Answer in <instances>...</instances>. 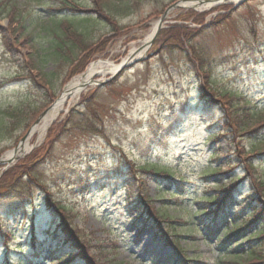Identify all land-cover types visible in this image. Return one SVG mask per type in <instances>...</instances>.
I'll return each instance as SVG.
<instances>
[{
    "label": "rangeland",
    "instance_id": "374dc122",
    "mask_svg": "<svg viewBox=\"0 0 264 264\" xmlns=\"http://www.w3.org/2000/svg\"><path fill=\"white\" fill-rule=\"evenodd\" d=\"M63 1L68 2L70 9L81 12L59 5L61 0H0V5L11 3L30 15V20L42 15L49 19L52 9L62 10L61 14L68 17H85L95 10L101 11L103 6L101 0L99 5L86 0ZM172 1L159 0L157 5L143 3L134 15L118 20L122 27L119 35L106 24H93L95 41L105 35L106 52L88 65L80 63L85 66L81 73L78 68L71 69L64 81L55 84L56 98L46 100L45 93L30 87L29 82L15 81L0 88V107L14 105L29 93L31 106L41 110L39 117L91 64L110 60L119 65L134 46L141 47L161 18L153 16L161 5L165 2L169 7L181 0ZM237 3L227 2L209 10L186 8L185 3H180L181 8L169 12L162 30L181 26L194 31L210 30L206 37L195 38L196 45L202 46L211 60L210 98L216 101L211 91H219L239 94L237 97L243 104L247 99L251 102L250 107L245 104L248 111L257 113L247 129H259V133L250 136L241 133L239 127L226 132L225 111L219 103L203 101L208 93L203 92V97L200 88L206 86L196 65L187 58L189 53H165L160 40H156L143 57L150 56L149 59L125 71L111 88L91 87L68 102L43 139L37 145L32 141L29 153L8 169L24 163L37 152L40 157L44 154L39 160L30 159L35 161L32 167H38V181L26 180L16 194L0 197V264L5 261L7 242L22 246L28 255L32 233L40 234V245L46 241L45 230L58 239L62 235L52 228L58 223L67 228L68 235L64 234V240L58 239L56 243L63 242L68 252L77 256L84 252L96 264H170L183 260L175 240L184 250L185 264H222L201 225L193 228L184 222L189 216L195 219L202 215L212 200L222 198L232 178L247 177L236 196L238 204L246 201L251 183L255 186L264 181V158L255 156L264 152L261 141L264 121H260L264 117V0L248 1L234 8ZM193 16H201L203 23L196 24ZM228 16L231 18L225 22ZM15 37L9 32V21L1 18L0 83L18 74L21 69L12 62L27 53L19 45L23 39L20 35ZM5 52L10 58L3 61ZM52 68L50 65L46 71ZM93 93L100 99L101 134L73 128L67 121L72 111L77 112ZM227 102L239 121L233 101ZM225 118L230 124L237 123L228 115ZM19 141L0 143V158L13 151ZM148 161L159 164L160 168H172L173 180L153 178L143 171L138 176L137 167ZM247 165H256L255 169L251 167L254 174L247 173L250 180L246 172L251 168L247 169ZM2 174L0 169V179ZM260 188L261 185L257 190L261 191ZM164 200H171L173 206L168 208V215L173 218L170 226L165 217L150 213L147 205L150 203L161 211ZM57 206L65 208V218L56 211ZM168 228L165 234L161 231ZM72 235V244H64ZM79 245H83L82 250ZM37 264L58 263L44 257Z\"/></svg>",
    "mask_w": 264,
    "mask_h": 264
},
{
    "label": "trees",
    "instance_id": "16d2710c",
    "mask_svg": "<svg viewBox=\"0 0 264 264\" xmlns=\"http://www.w3.org/2000/svg\"><path fill=\"white\" fill-rule=\"evenodd\" d=\"M86 1L92 5H99V0ZM174 1L176 0L172 2ZM101 2L103 3L101 11L95 10V13L90 16L81 17L75 15L74 17H68L61 14L62 10L52 9L49 19L43 18L45 15H42V18L35 16L33 20L28 19L31 17L30 15H25L23 11L18 9L17 6H13L11 3L7 6L0 5V19L3 18L9 21L10 34L15 39L16 35H20L23 42L19 45L27 49L25 55L16 58L13 60L14 62H12L16 66L18 64L21 70L10 81L0 83V88L10 82L25 80L29 82L30 87H36V91L45 93L46 100H49V98H56L55 84L61 82V80L64 81L66 78L65 75L67 74L69 76L71 69L78 68V73H81L85 66H81L80 63L88 65L97 58V56L106 52V49L103 50V48L106 47L103 41L105 35L98 38L99 42L95 41L93 24H97L98 22L106 24L108 27H112V31L115 30L119 35L122 29L120 22H118L120 18H127L134 15L138 11L139 6L143 3L150 5L159 4V0H101ZM67 3L68 2L61 0L59 5H65V8L70 9V5ZM167 6L168 4L164 2L153 16L157 18L160 17ZM63 7L64 6H61V8ZM70 10L76 13L78 11L81 12V10ZM31 15L33 16V14ZM190 17L192 16H189V18ZM193 17L196 24L200 25L203 23V18H201V16ZM230 18L231 17L228 16L225 22H228ZM209 31V29L207 31H202L201 29L194 31L193 29L190 30L187 27L181 26L174 30H162L157 38V41L160 40L161 47L165 53H189V57L187 55L185 56L196 65L203 79V83L206 86L205 89L200 88L202 91V93H200L203 94V97L205 96L203 92L208 93L206 99L202 98L206 103L209 101L208 99L212 101L209 95V91L213 89L211 84V60L204 48L202 46L200 48L196 45L195 38H197V35L204 38ZM10 44L12 45V43ZM6 45L9 44L6 42ZM101 57L104 56H100L99 58ZM9 58L10 57L5 52L1 60L3 59V61H6ZM50 65L53 68L51 71L47 72L46 70ZM61 72H65L64 75ZM35 73L38 76H36ZM113 83H115V81L106 85V87L111 88L114 85ZM211 92L212 96L215 98L214 100H216L217 97L216 101H212L213 104L219 103L223 111H225V117L228 115V117L235 120L233 112H231L228 107V99L233 101L232 103L235 107L234 111L236 115L239 116V121L235 120L237 122L235 125L234 123L230 124L224 117L223 121L227 123L228 127L226 132L230 133V130L234 127H239L241 133H248L250 136L259 133V129H254L252 131L247 129L250 125V120L257 116V113L253 112L252 109L248 111V108H246V105L249 106L251 102L249 103V101L245 99V104H247H243L241 99H238L237 95L239 94L237 93L233 95L234 93L231 92ZM29 97L30 95L27 93L24 97L20 98L18 103L0 107V143L10 141L17 143L20 140V136L28 132L35 122L41 110L31 106V102L28 100ZM99 100L97 94H91L77 112L72 111L67 119L69 125L71 124L72 127L76 129L82 128V130H92L93 133L101 134L103 125L99 110ZM239 103L242 104V108ZM102 112H104V110L101 111L103 115ZM263 116H259V118ZM260 121H264V117ZM261 141L264 140L261 139ZM257 149L258 147L254 150L252 148L251 151L253 150L252 152L254 153ZM255 156L257 158L260 156L263 160L264 152L260 151L256 153ZM42 157H40V152H37L31 157L29 156L24 163L18 164L15 168L3 172L0 179V197L16 194L23 188V184L26 180H31L33 182L38 181V167H32L31 163L35 161L31 162L30 159L37 158V160H39ZM251 167L255 169L256 165H247V169ZM252 168L250 171L246 172V174H254ZM230 169H233V167H230ZM137 170L139 171L138 176H140L141 171H143L153 178H162L165 181H170L174 178L172 168H160L159 164L149 161L142 167H137ZM161 173L164 175H160ZM247 176L250 180L248 174ZM246 178L247 177L232 178L227 187L229 189L225 191V195L222 198L212 200L210 202V207L205 208V213L197 216L195 219L191 218L188 214L187 217L189 216V220H185L184 222L187 226L193 228H197L199 224L201 225L207 238L213 242H211L212 247L219 256V262L221 261L222 264H264V206L261 205H264V181L258 179L261 182L260 185L262 188L259 189L261 191L257 190V188L260 187L258 183L254 186L250 182L252 187L251 192L247 194L246 201H242L238 204L236 203V196L240 191V186L247 181ZM40 182L41 181L38 183ZM173 184L178 185V183ZM174 196L175 194L172 193V197ZM49 200L48 198V201ZM170 201L171 200L162 201L161 211L156 210L153 205L147 202L149 212L154 216L158 215L159 217H165L166 220L168 219V226H170L173 221V218L168 215L169 206L173 207ZM56 211L65 218V208L57 206ZM233 211H236V213L233 214ZM243 212L244 214H242ZM246 213H249V215L245 217L244 215ZM136 227L138 228L139 226L137 225ZM52 228L56 233L62 235L59 236V240L63 239L64 234L68 235L67 228L63 224L58 223V225H54ZM164 230L165 231L161 230L164 234L169 232V228L168 230ZM49 231L50 230H45L44 236L46 241L41 245L38 244V241H40L39 235L36 232L32 233L31 239L28 242V255L26 254L27 250L22 248V246H12V244L7 242L5 246L4 264H37V262L41 261L44 257H48L52 259V261L55 260L58 264H96L91 260V257L84 254V252L78 256L75 253L68 252L69 249L62 244L63 242H57V244L56 240L58 239H54ZM175 237L178 236L176 235ZM68 241V243L64 244L71 245L72 241H74L73 235L68 237ZM174 242L175 247L178 249L179 253L182 254L183 260H176V262H171L170 264H185L187 260L184 255V250L177 240ZM79 249L82 250L83 245H79ZM76 251L75 249V252ZM33 258L36 260H32ZM243 259H246V261Z\"/></svg>",
    "mask_w": 264,
    "mask_h": 264
},
{
    "label": "bare ground",
    "instance_id": "6f19581e",
    "mask_svg": "<svg viewBox=\"0 0 264 264\" xmlns=\"http://www.w3.org/2000/svg\"><path fill=\"white\" fill-rule=\"evenodd\" d=\"M237 1L238 0H189L185 2L184 7H195L199 10H209L220 4H225L227 2L237 3ZM157 24L153 28L151 34L141 43V47L134 46L132 48L128 57L122 61L121 66L130 63V61L145 57L148 52V48L145 46L156 32ZM121 66L120 64L115 65V63L111 62L110 60H100L91 64L83 75L73 79L66 86L60 98L51 106L47 114L40 120V122L36 126L31 129L23 146L18 148L16 157L29 153V151L33 147L32 141H35V145H37L43 139L50 125L64 111L67 103L76 100L82 93V88L84 86H86L87 88H93L94 84H92L91 82L95 77L99 76L100 78L105 80L106 76L114 74ZM13 156L14 154L11 151L4 156V159L9 160Z\"/></svg>",
    "mask_w": 264,
    "mask_h": 264
},
{
    "label": "water",
    "instance_id": "95a60500",
    "mask_svg": "<svg viewBox=\"0 0 264 264\" xmlns=\"http://www.w3.org/2000/svg\"><path fill=\"white\" fill-rule=\"evenodd\" d=\"M189 0H181L179 3H176V4H172V5H169V7L165 10V12L162 14L158 24H157V28H156V32L154 33V35L152 36V38L147 42L146 46L148 49L153 46V44L155 43L160 31L162 30L163 28V23L165 21V19L167 18L169 12H171L172 10L174 9H177V8H181L179 6L180 3H185ZM247 1H251V0H240L234 8H237L239 6H241L243 3L247 2ZM146 58H141V59H138V60H134V61H130V63L124 65V66H121L114 74H112L109 78H107L106 80H101V79H96V77L92 80V84H94V87H103L109 83H112L113 81H115L125 70L133 67L135 64L137 63H140V62H143ZM148 59V57H147ZM91 84V85H92ZM83 91L87 89L86 86H84L83 88ZM50 109V108H49ZM49 109L45 110L40 116L39 118L35 121V123L33 124L32 128L34 126H36L40 120L47 114V112L49 111ZM53 124V123H52ZM31 128V129H32ZM31 130L28 131V133L20 140V142L18 143V145L15 147V149L12 151L14 156L12 158H10L9 160H5L4 156L0 158V167H3L4 170H7L9 167H11L15 162H17L18 160H20L21 158H23L24 156H26V154L22 155V156H17L16 157V154H17V151H18V148L19 147H22L23 144L25 143L29 133H30Z\"/></svg>",
    "mask_w": 264,
    "mask_h": 264
}]
</instances>
